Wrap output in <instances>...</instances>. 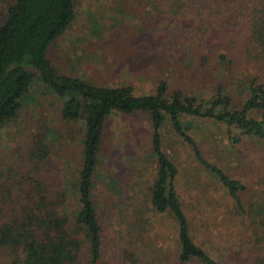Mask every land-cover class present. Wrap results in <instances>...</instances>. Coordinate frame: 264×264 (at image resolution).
Wrapping results in <instances>:
<instances>
[{"label": "rangeland", "instance_id": "1", "mask_svg": "<svg viewBox=\"0 0 264 264\" xmlns=\"http://www.w3.org/2000/svg\"><path fill=\"white\" fill-rule=\"evenodd\" d=\"M215 1L75 0V18L50 45L48 57L62 74L99 85H131L137 95L155 93L164 80L169 93L182 89L209 99L225 84L234 105L240 106L248 96L246 81L257 69L235 29L225 26ZM3 5L0 0V19ZM225 58L234 64L225 67ZM61 108L60 98L36 76L18 116L0 128L2 210L18 200V181L26 176L41 181L46 195L47 185L66 190L67 212L77 206L75 183L82 169L85 122H64ZM189 119L193 125L188 133L204 157L247 185L245 199L261 192L260 141L245 138L233 144L230 134H238V129L214 118ZM162 135L163 150L178 167L177 192L194 240L224 264H252L248 226L232 212L226 188L204 171L192 147L170 123ZM152 138L145 112H114L106 120L93 187L103 227L99 264H123L128 249L151 264H181L177 221L152 204L159 168ZM40 139L49 155L35 159L32 152ZM242 248L246 257L238 255ZM86 254L87 247L83 263L90 264ZM0 257L7 260L3 250Z\"/></svg>", "mask_w": 264, "mask_h": 264}, {"label": "trees", "instance_id": "2", "mask_svg": "<svg viewBox=\"0 0 264 264\" xmlns=\"http://www.w3.org/2000/svg\"><path fill=\"white\" fill-rule=\"evenodd\" d=\"M4 4L0 19V128L18 116L36 76L62 101V120L83 121L85 127L82 169L75 183L77 206L67 212L68 193L61 187L47 185L46 195L38 179L26 176L19 180L18 200L3 210L0 206V250L8 260L3 262L0 257V264H84L85 247L88 263H100L103 227L93 187L105 123L114 112L149 114L153 150L159 164L152 186V204L156 211L170 212L177 221L179 262L224 264L191 234V223L176 190L178 168L163 150L162 128L167 123L226 188L233 201L232 212L248 226L247 246L254 254L252 264H264V188L257 194L253 192L255 196L247 201V185L208 162L195 137L188 133L193 125L189 118H214L229 129H238V134H230L233 144L249 138L260 141L264 147V0L214 2L226 18L225 26L235 29L257 69L246 81L248 96L240 106L234 105L225 84H220L209 99L186 94L182 89L169 93L164 80L155 93L137 95L131 85H99L62 74L51 63L48 51L74 20L75 0H4ZM223 62L225 67L234 64L226 58ZM48 149L40 139L33 149V158H45ZM244 251L242 248L238 255L246 257ZM123 264L151 263L128 249Z\"/></svg>", "mask_w": 264, "mask_h": 264}, {"label": "crops", "instance_id": "3", "mask_svg": "<svg viewBox=\"0 0 264 264\" xmlns=\"http://www.w3.org/2000/svg\"><path fill=\"white\" fill-rule=\"evenodd\" d=\"M152 140H153V138H152ZM168 156V155H167ZM169 157V156H168ZM203 157H204V155H203ZM170 158V157H169ZM205 158V157H204ZM171 159V158H170ZM206 159V158H205ZM172 160V159H171ZM207 160V159H206ZM173 161V160H172ZM208 161V160H207ZM208 162H210V161H208ZM175 163V162H174ZM210 163H212V162H210ZM176 164V163H175ZM212 164H214V163H212ZM216 165V164H215ZM178 168V167H177ZM203 169H204V171L205 172H207L208 174H210L211 176H213L214 177V179L216 180V181H219L218 180V178H217V176L213 173V172H211L210 170H208L206 167H205V165L203 164ZM178 175V174H177ZM176 178H177V176H176ZM220 182V181H219ZM220 184H221V186L223 187V184L220 182ZM176 190H177V187H176ZM178 193V192H177ZM179 196V195H178ZM181 201V200H180Z\"/></svg>", "mask_w": 264, "mask_h": 264}]
</instances>
